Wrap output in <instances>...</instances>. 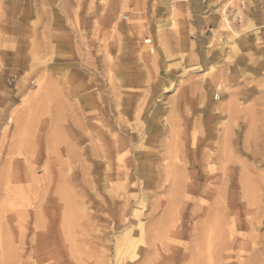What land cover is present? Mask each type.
Wrapping results in <instances>:
<instances>
[{
    "label": "rangeland",
    "instance_id": "rangeland-1",
    "mask_svg": "<svg viewBox=\"0 0 264 264\" xmlns=\"http://www.w3.org/2000/svg\"><path fill=\"white\" fill-rule=\"evenodd\" d=\"M191 1L0 0V264H264V145L255 148L244 139L257 131L264 144V0L212 1L217 11L225 6L240 31L232 42L236 51L209 21L196 25ZM106 3V18L114 11L115 23H126L129 31L101 21ZM163 4L166 11L175 9L176 22L172 29L163 27L170 39L165 49L152 37L154 22L168 19L159 14ZM250 4L255 32L245 30ZM192 8L200 10L199 22L207 16ZM199 30L205 32L201 44ZM177 31L186 33L192 47L178 45ZM138 42L146 45L142 51L134 46ZM220 46L212 73H230L237 63L239 76H224L217 88L204 82L194 89L208 74L198 68L200 57L211 59ZM181 57V67H170L171 83L157 77L165 62ZM183 83L187 89L173 100L174 87ZM158 100L164 109L153 117ZM228 102H235L232 110ZM96 117L107 129L96 130ZM150 119L172 125L139 154L152 161V185L144 188L135 145ZM215 121L231 127L224 144ZM125 128L131 136L123 140L122 157L100 132L109 130L120 141ZM252 149L258 151L255 158L249 156ZM106 156L109 183L102 182ZM211 161L215 165L209 167ZM243 175L259 188L245 185ZM122 238L128 242L119 260Z\"/></svg>",
    "mask_w": 264,
    "mask_h": 264
},
{
    "label": "bare ground",
    "instance_id": "bare-ground-1",
    "mask_svg": "<svg viewBox=\"0 0 264 264\" xmlns=\"http://www.w3.org/2000/svg\"><path fill=\"white\" fill-rule=\"evenodd\" d=\"M102 1H104V0H102ZM186 2H187V0H185ZM191 1V0H190ZM212 1L213 0H196L195 2H192L193 4L191 5V6H189V10H190V12H191V14H192V16L196 19V21H197V23H196V25L198 24H203L204 22H210L211 23V25L212 26H215L214 28H216L217 30H219L221 33H224V35H225V42L224 43H226V44H232V50L233 51H236L237 50V47H236V44H233L232 42L234 41V39H235V37H240L239 35H240V31H237L234 27H233V25L231 24V17L230 16H227L226 15V10H224V7L220 10V11H217L216 9H215V7H213L212 6ZM214 1H216V0H214ZM213 1V2H214ZM218 1V0H217ZM222 1V0H221ZM237 1V0H236ZM233 2V0H225V5L226 4H230L231 5V3ZM219 4H220V2H219ZM224 4V3H223ZM251 6L249 7V9H250V11H251V14H249L247 17V20H246V26H245V30H246V28L247 29H249L250 31H258V23H257V18L255 17V7H253V4H250ZM104 6V5H103ZM166 5L165 4H163V7H162V10L159 12V14H163V15H167L168 16V19H166V21L165 20H158V21H155L154 22V28H153V31H152V33H153V35H152V37H154V40H156V42L157 43H159L160 44V46H162V47H164V49L166 48V46L170 43V39L168 38V36L165 34V32H164V30H163V27L164 26H167V28L169 27V28H174L175 26H176V22H175V19H174V16H173V12L175 11V9H173V10H169V11H166L167 9H166V7H165ZM183 6V5H182ZM185 6H186V4H185ZM194 6H196L197 8H200L203 12H204V14H206L207 13V16L204 18V17H202V21H200L199 22V14H200V10L198 11L197 9H193L192 7H194ZM219 6V5H218ZM106 7H109V8H111V5L110 4H108V3H106L105 4V6L101 9V12H100V14H101V17H99V18H101V21H105L107 24H108V27L110 28V29H114V30H121L122 32H127V31H129V26H126V23H124L122 26H118L116 23H115V21H114V18H113V12L114 11H112V10H109V12H108V14H109V17L108 18H106V16H105V14L107 13V9H106ZM177 8V7H176ZM238 9V8H237ZM176 13V12H175ZM216 13H218V14H216ZM178 14V13H177ZM240 15H241V12H240V8H239V17H240ZM115 16V15H114ZM119 18H126L123 14H119ZM201 18V17H200ZM201 20V19H200ZM164 22V23H163ZM245 25V24H244ZM107 27V26H106ZM190 30V29H189ZM178 32V45H180V47L184 50L185 48H187V47H192V46H189V43H188V37H187V35H186V33H183L182 31H177ZM169 33V32H168ZM171 34V33H170ZM205 35V32H203V31H201V30H199V31H197V40L198 41H200V44L201 43H204L205 41L203 40V36ZM171 36V35H170ZM254 36H256V34L254 35ZM175 37V36H174ZM220 37H221V35H220ZM217 38H219V37H217ZM212 39V38H211ZM247 40H249V38H247V36L242 40L243 42H247ZM138 41H139V39H138ZM141 41V40H140ZM146 41V40H145ZM223 42V41H222ZM237 42V41H236ZM235 43V42H234ZM200 44L198 45V47L200 46ZM207 44V43H206ZM218 45V44H217ZM134 46H137L138 48H144V46H146L145 45V43H144V46L142 45V44H140V42H138V43H136V44H134ZM150 46V45H149ZM243 47V46H242ZM137 48V49H138ZM153 48V47H152ZM225 48H227V47H225ZM142 49H141V51H142ZM146 49H148V48H146ZM150 49V48H149ZM154 49V48H153ZM230 49V48H229ZM151 50V49H150ZM146 51V50H145ZM153 52H154V50H153ZM166 52V51H165ZM106 53V52H105ZM151 53V52H150ZM222 53V46H220V49H219V51H218V53H217V55H215V56H211V59H209V60H205L203 57H200V59H201V63H199V67L198 68H203V71H205L206 73H208L207 74V77H205L204 79H203V81H202V83L201 84H199V86H197V87H194V89H197V88H200L201 86L200 85H202L204 82H206V84L208 85V87L209 88H217V86L216 85H219V83H220V80L225 76V77H233V78H237L238 76H239V71H240V68L238 67V64L236 63L233 67H230V73H226L225 71L223 72H221L220 74H213L212 73V71L214 70V69H216L217 67H218V57L219 56H221L220 54ZM138 54H140V52H138ZM225 54V53H224ZM151 55V54H150ZM193 56V55H192ZM140 57V56H139ZM171 57V56H170ZM238 57H239V55H238ZM195 58V57H194ZM227 58H228V56H227ZM240 58L241 59H243V57L242 56H240ZM148 59L151 61V60H153V58H149L148 57ZM196 59V58H195ZM237 59V58H236ZM240 59V60H241ZM88 60V59H87ZM194 60V59H193ZM220 60H221V58H220ZM142 61V60H141ZM182 61H183V58L181 57V58H179V60H177L176 62H174V61H168V62H165L164 63V66H163V72H161V73H158L157 74V77L160 79L162 76L163 77H165L166 79L168 78V80L170 79V83L174 80V78H175V73L172 71V70H170L171 68V66L173 67V66H175L176 68L178 67H181L182 66ZM230 61H232V60H230ZM234 62V61H233ZM239 62V61H238ZM152 64V63H151ZM233 64V63H232ZM226 66H227V64H226ZM220 67V66H219ZM155 68V67H154ZM229 68V67H228ZM185 69V67H182V71ZM218 69V68H217ZM187 70V69H186ZM179 72V71H178ZM177 72V73H178ZM109 80V79H108ZM107 80V81H108ZM119 81V84L120 85H125V83L126 82H124V79L122 78V77H119V79H118ZM223 80V79H222ZM221 80V81H222ZM227 81H229V80H227ZM204 85V84H203ZM222 85V84H221ZM186 86H187V84L186 83H183V84H179L177 87H174V89L173 90H175L174 92H175V97L173 98V100H175L176 98H180L181 97V93H182V91H185L187 88H186ZM216 86V87H215ZM120 87V86H119ZM169 87H171V86H169ZM188 88H191V86H189ZM225 88V87H224ZM202 89V88H201ZM222 89V88H221ZM215 90H217V89H215ZM214 90V91H215ZM211 91V90H210ZM213 91V90H212ZM160 91L159 90H156V93H159ZM220 92V91H219ZM203 93V92H202ZM211 93V92H210ZM216 93V92H215ZM218 93V92H217ZM212 94V93H211ZM210 94V95H211ZM202 95V94H201ZM214 95V94H213ZM247 95H248V93H247ZM160 96V95H159ZM203 96V95H202ZM231 96V95H230ZM151 97H153V95L151 96ZM173 97V96H172ZM213 97V96H212ZM216 97H217V95H216ZM246 96H243V100H245L246 98H245ZM203 98V97H202ZM204 99V98H203ZM234 99V98H233ZM217 100V99H216ZM231 100V99H230ZM153 101H155V100H153ZM218 101H219V99H218ZM233 101V100H232ZM144 102V101H143ZM148 102H149V100H148ZM172 102V100H170V103ZM245 102V101H244ZM117 103V102H116ZM147 103V102H146ZM145 103V104H146ZM227 104V103H226ZM225 104V105H226ZM234 104H235V102L231 105V103L230 102H228V105H231V110L234 108ZM153 105V104H152ZM165 104H163L160 100H158L155 104H154V106L151 108L152 109V112L150 113V115L151 116H153L154 117V115H155V113H160V111L162 110V109H164L163 108V106H164ZM228 105H226V106H228ZM236 105V104H235ZM211 106V105H210ZM219 106V105H218ZM217 107V106H216ZM213 109L212 110H210V111H214L215 112V107L213 106L212 107ZM226 108L227 107H225V108H223V109H225L226 110ZM228 108H230V106L228 107ZM227 108V109H228ZM211 109V108H210ZM137 110V109H136ZM168 110V109H167ZM228 110H230V109H228ZM218 111H219V109H218ZM54 113V112H53ZM253 109L252 108H248V109H246L245 110V114H246V116H247V118H248V120H249V122H250V125H253V124H255L254 123V121H255V118H254V116H255V114L253 115ZM99 114V112H95V115L97 116ZM165 114V113H164ZM118 119H120V118H118ZM95 122L97 123V124H99L98 125V127H96V130L101 126L102 127V129L104 130V129H107L106 127H105V125H104V123L102 124H100L99 123V119H98V117H96L95 119ZM168 120V119H167ZM167 120H165V122L168 124V125H170L169 123H171V121L170 122H168ZM226 120V119H225ZM237 120V119H236ZM150 122L148 123V127L145 125V133H144V135L141 137V139L139 138L140 137V135H139V141L136 143V145H135V151L136 152H138V154H136L135 155V158H136V162H135V164H137L136 166H137V169H138V171H140L141 173H142V177H141V179L144 181L143 182V187L144 188H148V187H146V186H151L152 185V183H151V180H152V177H151V175L149 174V172H150V170H148V167H149V165H150V162H152L151 161V159H149L147 156H141V155H139V154H141V150L142 149H147V147H150V146H152V144H151V141H152V139H155V138H158V137H160V135H161V133H162V130H165L166 128H167V124H164L161 120L160 121H158V120H156V119H150L149 120ZM164 121V120H163ZM220 121H224V120H220ZM257 121V120H256ZM218 122V123H217ZM96 124V125H97ZM106 125L108 124V122L107 123H105ZM144 125V124H143ZM171 125H172V123H171ZM177 125V124H176ZM217 126V125H220L221 127H222V130H223V134L221 135V141L220 142H222V144H224L223 142H227V140H229V138H230V134H231V132H230V125H228V124H225V123H222V124H220L219 123V121H215L214 123H213V126ZM249 125V126H250ZM108 127H110V125L108 124L107 125ZM178 126V125H177ZM95 127L94 128H92V129H94L95 130ZM251 127V126H250ZM253 127V126H252ZM112 128V127H111ZM176 128V127H175ZM173 130H174V128H173ZM177 130V129H176ZM249 130H251V128L249 129ZM122 132V134H120L121 135V138H120V141H117V139H115L114 137H113V134L112 133H110V131L108 130V131H105V132H100V134H101V136L103 137L104 135H105V137L107 138V141L108 142H110L109 144H110V146H108V148L110 147V149H111V151L115 154H121V156L122 157H126V153H127V151H126V146H125V143L123 142V140H125V137H127V135L128 136H131V133L129 132V131H127V129L125 128V129H122L121 130ZM167 131V130H166ZM252 132H254L255 130L254 129H252L251 130ZM96 132V131H95ZM120 132V131H119ZM140 132V131H139ZM176 132V131H175ZM178 132V131H177ZM176 132V133H177ZM89 133V132H88ZM116 133V132H115ZM114 133V134H115ZM167 133V132H166ZM170 133V132H169ZM168 133V134H169ZM172 133V132H171ZM175 133V134H176ZM246 133H248V130H246ZM251 133V132H250ZM249 133V134H250ZM257 133V131L252 135V136H247L246 134V137H244V139L246 138H248L246 141L248 142L249 140V143L251 142L252 144H251V146H253V147H255L256 145H259V146H262V145H264V144H262L263 143V141H261V140H258L257 138L258 137H260V136H258L257 138H256V134ZM104 134V135H103ZM116 135V134H115ZM165 135V134H164ZM174 135V134H173ZM172 134H171V136H173ZM177 135V138H179L178 137V133L176 134ZM176 135L174 136V137H176ZM96 136V135H95ZM171 136H169L170 138H171ZM195 136V135H194ZM90 137V136H89ZM93 137V136H92ZM91 138V137H90ZM138 138H137V140H138ZM194 138H196V136L194 137ZM95 139V138H94ZM99 139V138H98ZM193 139V138H192ZM231 139V138H230ZM261 139V138H260ZM172 140H174V139H172ZM178 140H180V139H178ZM194 140V139H193ZM97 141V140H96ZM191 141V140H190ZM170 142H172V141H170ZM176 142V141H175ZM178 142V141H177ZM176 142V143H177ZM102 143V142H101ZM118 143H120V145H121V147H120V150L119 149H117V145H118ZM181 143V142H180ZM193 143V142H192ZM244 144H245V142H243ZM255 143V144H254ZM173 144V143H172ZM175 144V143H174ZM221 144V146L222 147H220V148H224L223 147V145ZM229 144V143H228ZM94 145V144H93ZM92 145V146H93ZM119 145V146H120ZM178 145V144H177ZM176 145V146H177ZM96 146V145H95ZM119 146H118V148H119ZM134 145H132V147H133ZM168 146V145H167ZM245 147L244 148H246V145H244ZM170 148H168L169 150H171V146H169ZM252 147V148H253ZM263 147V149H264V146H262ZM94 148V147H93ZM175 148V147H174ZM174 148H172L173 150H174ZM228 148V147H227ZM256 148V147H255ZM133 149V148H132ZM176 149V148H175ZM232 149V148H231ZM168 150V152L170 153V151ZM228 150V149H227ZM227 150H226V152H227ZM253 150V149H252ZM99 151V150H98ZM129 151V150H128ZM177 151H178V149H177ZM248 151V150H247ZM175 152H176V150H175ZM208 152V154H209V151H207ZM222 152H224V151H222ZM222 152L221 153H219V154H221L222 155ZM225 152V153H226ZM256 152H258V151H256ZM255 152V150H253V151H251V153L249 154V156L252 158H255V157H257V154L258 153H256ZM100 153V152H99ZM131 153H133L132 151H131ZM208 154L206 153V155L208 156ZM211 155V154H210ZM210 155H209V157H210ZM259 155V154H258ZM98 156V155H97ZM96 156V157H97ZM223 156V155H222ZM100 157H102V156H100ZM206 157V156H205ZM204 157V158H205ZM226 157V156H225ZM99 158V157H98ZM207 158V157H206ZM216 158V157H215ZM218 158V157H217ZM223 158H224V156H223ZM228 158H229V156H228ZM234 158V157H233ZM104 160H103V162H102V166H103V173H102V182H108L109 183V171H108V168H109V166H108V164H109V159H108V157L106 156L105 158H103ZM209 159H211V158H209ZM183 160V159H182ZM214 160H216V159H214ZM217 160H220L219 158L217 159ZM216 160V161H217ZM118 161V160H117ZM215 161V162H216ZM221 161V160H220ZM235 161V160H234ZM233 161V162H234ZM122 162V161H121ZM131 162H132V160H131ZM131 162H128V163H131ZM207 162V161H206ZM231 162V161H230ZM123 163V162H122ZM128 163H126V165L128 164ZM120 164V163H119ZM118 164V165H119ZM124 164V163H123ZM209 164V167H211L212 165H215L214 163H212V161L210 162V163H208ZM129 165V164H128ZM133 165V164H132ZM173 165V164H172ZM245 166V165H244ZM121 165L120 166H118V171H120L121 170ZM123 167H124V165H123ZM128 167V166H127ZM130 168V167H129ZM129 168L127 169V170H129ZM222 168H225V166L224 167H222ZM131 169V168H130ZM170 169V168H169ZM185 169V168H184ZM244 169V168H243ZM135 170V169H134ZM182 170V169H181ZM186 170V169H185ZM123 171V170H122ZM167 171H168V169H167ZM219 171H220V169H219ZM222 171V170H221ZM224 171H225V169H224ZM124 172V171H123ZM128 172V171H127ZM136 172V171H135ZM135 172H134V174H135ZM119 173V172H118ZM151 173V172H150ZM185 173V172H184ZM220 173V172H219ZM217 174V173H216ZM119 175V174H118ZM125 175V174H124ZM219 175V174H218ZM223 176H224V174H223ZM244 176V177H243ZM242 176V178H241V180H243V182H246V183H244L245 185H249V187L250 186H252V187H250L251 189H253V188H259L258 186H256L257 185V183H255L254 182V180L255 179H253V181H251V178L249 179L250 180V182H247V181H249V180H247V178H248V176H245V175H243ZM120 177H122V174H120ZM210 178V177H209ZM211 178H212V176H211ZM225 178V177H224ZM120 179V178H119ZM125 180H126V178H124ZM124 179H122V182L121 183H123V181H124ZM133 179H134V177L132 178V180H131V182H133ZM137 179V178H136ZM151 179V180H150ZM215 180H216V178H214ZM223 179V178H222ZM150 181V182H149ZM177 181H178V179H177ZM206 181V180H205ZM208 181H211V179H208ZM223 181V180H222ZM145 182H148V184H145ZM181 182V181H180ZM242 182V181H241ZM252 182V183H251ZM256 184L255 186L256 187H253V184L254 183ZM150 183V184H149ZM222 183H224V182H222ZM250 183L252 184V185H250ZM111 185V184H110ZM209 185V184H208ZM207 185V186H208ZM119 186V185H118ZM222 186H225V185H222ZM222 186H221V188H222ZM264 186V185H263ZM246 187V186H245ZM262 187V186H261ZM119 188V187H118ZM205 188V187H204ZM226 188V187H225ZM122 189V188H121ZM217 189V188H216ZM250 189V190H251ZM250 190H249V188H248V190L246 189V191H249L250 192ZM258 190V189H257ZM121 191V190H120ZM225 190L223 189V192H224ZM252 191V190H251ZM254 191V193H256V190L254 189L253 190ZM253 191L251 192V194L253 193ZM218 193V192H217ZM178 194V193H177ZM221 194V193H220ZM223 194V193H222ZM221 196V195H220ZM220 196H216V197H219L220 198ZM224 197V196H223ZM217 199V198H216ZM216 201V200H215ZM222 201V200H221ZM217 204V203H216ZM215 205V204H214ZM134 215L136 216V215H138V213L135 211L134 212ZM2 219V218H1ZM125 219V218H124ZM134 219V218H133ZM137 220H138V218H137ZM127 221V220H126ZM133 222H135V221H133ZM132 222V223H133ZM141 224V222H140V219H139V221H137L136 222V224H132V227H138L139 225ZM135 225V226H134ZM146 227V226H145ZM142 229V228H141ZM140 229V230H141ZM144 231V230H143ZM138 232V231H137ZM150 232V231H149ZM130 233L131 232H127L126 231V234H125V236H127V237H129L130 236ZM142 233V232H141ZM146 233L147 232H145V235H146ZM144 234V233H143ZM142 234V235H143ZM148 234V233H147ZM103 236H104V234H103ZM141 236V235H140ZM222 236V235H221ZM126 238V237H125ZM135 238V237H134ZM123 239V238H122ZM139 239V238H138ZM143 240V239H142ZM141 240V241H142ZM121 241V240H120ZM261 241V240H260ZM122 244H121V246L118 248V250H117V252H116V258H118L119 260L124 256V254L126 253L125 252V247H126V244H127V242H128V240H122ZM131 243V242H130ZM37 246V245H36ZM38 248V247H37ZM39 248H40V246H39ZM127 251V250H126ZM128 255V254H127ZM255 257V256H254ZM124 258V257H123ZM130 258V257H129ZM255 259V258H254ZM117 260V259H116ZM119 260H118V262H119ZM121 260H123V259H121ZM125 260V259H124ZM122 263H124L123 261H121ZM126 263V262H125ZM124 263V264H125Z\"/></svg>",
    "mask_w": 264,
    "mask_h": 264
}]
</instances>
